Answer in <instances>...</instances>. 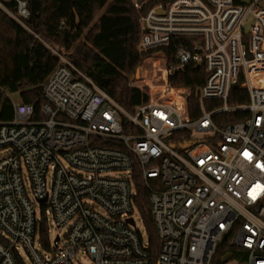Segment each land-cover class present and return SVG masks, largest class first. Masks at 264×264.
Segmentation results:
<instances>
[{"label": "built area", "instance_id": "obj_1", "mask_svg": "<svg viewBox=\"0 0 264 264\" xmlns=\"http://www.w3.org/2000/svg\"><path fill=\"white\" fill-rule=\"evenodd\" d=\"M131 3L137 49L149 52L152 70L127 86L145 92V102L127 112L52 51L58 64L42 84L45 118L30 120L32 106L12 101V118L0 120V264H19L15 255L25 264L18 246L30 264H74L80 251L95 264H148L133 218L136 176L160 241L154 264H213L226 235L246 256L240 263L225 254L222 264H264V0ZM0 9L41 41L26 24V0H0ZM180 37L186 43L167 56L163 49ZM192 67L206 72L195 119L188 88L171 83ZM233 85L245 102L227 103ZM205 101L221 103L207 109ZM229 113L246 116L225 124ZM47 216L67 228L45 246L38 230Z\"/></svg>", "mask_w": 264, "mask_h": 264}, {"label": "trees", "instance_id": "obj_2", "mask_svg": "<svg viewBox=\"0 0 264 264\" xmlns=\"http://www.w3.org/2000/svg\"><path fill=\"white\" fill-rule=\"evenodd\" d=\"M30 12L26 21L41 41L23 29L0 9V120L13 116L11 94L32 106L30 120L45 118L40 111L45 102L42 84L58 64L50 48L68 58L72 65L88 76L101 90L109 94L124 110L134 108L147 100L145 92L127 86L128 76L149 52L137 49L140 35L139 12L131 0H26ZM10 8L13 9L10 4ZM185 37L172 39L164 48L170 55L175 47L186 43ZM48 46H46L45 44ZM50 46V47H49ZM206 72L202 67L187 68L171 78V83L188 88L187 110L190 119L199 115L196 90L203 84ZM247 100L244 89L233 85L227 103ZM220 101H205L207 109L219 106ZM246 113H229L224 123L243 119ZM135 195L133 204L147 241L148 264H154L160 241L150 216L148 190L141 177L133 178ZM38 235L46 246L49 239L48 224L43 218ZM0 241L5 242L0 235ZM230 254L240 263L246 252L230 244L224 236L216 246L213 264H222V257ZM19 264H23L15 255Z\"/></svg>", "mask_w": 264, "mask_h": 264}, {"label": "rangeland", "instance_id": "obj_3", "mask_svg": "<svg viewBox=\"0 0 264 264\" xmlns=\"http://www.w3.org/2000/svg\"><path fill=\"white\" fill-rule=\"evenodd\" d=\"M48 45V44H47ZM50 47V46H49ZM52 51H55L57 52L56 50H54L53 48H50ZM152 70V59L149 58V56H146L142 61L141 63L134 69L133 73L129 74L128 76V79H130L131 75H136V73L138 74V76H140L142 73L146 72V74L150 73ZM12 101L16 102V101H19L18 97L16 94H11L10 95ZM5 151L4 150H0V156L2 154H4ZM69 171L71 172H74L75 174H82V175H85L84 173H82L80 170L78 169H73L69 166L66 167ZM121 173L119 172H114V173H111V175H114V176H117ZM27 194L28 196L31 198V193L29 191H27ZM89 206H91L92 208H94L96 211L98 212H103L101 207L96 204V203H88ZM39 215V209H37L36 211V216ZM47 224H48V230H49V236H50V239H52V237L54 236L55 233H58L61 237H63V235L65 234V231H66V228H67V225L65 226H62V227H59V228H56L52 221H51V218L50 216H47ZM133 218H134V221L136 223V227L139 228L140 230L142 229V225H141V221L139 219V216L136 214V213H133ZM17 250H18V253H19V256L20 258L23 260V262L25 264H30L24 250L18 246L17 247ZM234 262L230 261L228 262L227 264H233ZM74 264H95L93 259L86 253L84 252H79L75 259H74Z\"/></svg>", "mask_w": 264, "mask_h": 264}, {"label": "water", "instance_id": "obj_4", "mask_svg": "<svg viewBox=\"0 0 264 264\" xmlns=\"http://www.w3.org/2000/svg\"><path fill=\"white\" fill-rule=\"evenodd\" d=\"M248 24H249V23H248ZM248 24H247V25H246V27H245V31H247V30H248ZM128 221L132 223V220H131V219H128ZM225 257H226V256H225ZM225 257L223 258V260H225V259H226Z\"/></svg>", "mask_w": 264, "mask_h": 264}]
</instances>
